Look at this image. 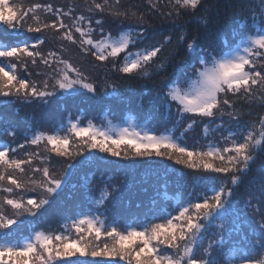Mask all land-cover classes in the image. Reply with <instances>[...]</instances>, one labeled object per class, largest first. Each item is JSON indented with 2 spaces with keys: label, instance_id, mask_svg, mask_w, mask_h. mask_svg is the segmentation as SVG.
Masks as SVG:
<instances>
[{
  "label": "snow or ice",
  "instance_id": "6c2138e0",
  "mask_svg": "<svg viewBox=\"0 0 264 264\" xmlns=\"http://www.w3.org/2000/svg\"><path fill=\"white\" fill-rule=\"evenodd\" d=\"M119 2L115 0V5ZM168 2L172 11L167 15L171 17L173 12L179 16L182 10L195 13L202 0ZM152 7L157 5L153 3ZM256 9L250 17L240 18L239 13L235 14L238 24L249 31L232 46L225 40L221 50L208 45L201 51L197 38L189 40L187 33L177 37V47H186V55L193 61L181 65L177 77L166 85L163 107L168 119L174 120L172 128L165 127L157 133L147 127L138 129L131 122L119 126L109 120L97 125L89 119L82 124L78 116L69 117L52 134L32 133L26 138L27 143L44 144L45 152L69 161L59 174L49 166L51 155L29 152L25 153L26 159L17 158L16 148L0 142V264H250L251 257L245 252L256 246L264 250V179L246 187L243 207H236L232 197L251 170L257 153L264 152V116L244 127L239 120L240 111L235 107V100L264 107V71L253 70L257 64L264 69L261 59L264 58V0H259ZM87 11L144 20V15L135 11L115 10L110 0L102 3L93 0ZM40 12L50 13L54 19L45 22ZM71 13L72 9H54L51 4L34 3L24 8L0 0V28L16 37L25 28L28 33L55 30L58 39L78 45L83 54L102 63L110 62L115 71L138 78L151 79L166 72L176 54L173 50L167 56H159L166 45L173 43L171 37L132 51L145 39V29L128 28L112 35L105 33L102 19H95L94 27L91 16L78 15L70 25L65 23L64 17H70ZM30 15L32 23L28 22ZM197 23L207 26L208 18H199ZM96 31L102 33L98 39L93 35ZM45 43L43 36L31 42L18 39L12 43L0 35V97L46 104L58 91L67 97L95 94L97 85L80 67L56 51L45 54L40 50ZM41 64L50 69L43 74L42 81L30 80L22 74L31 75L29 65ZM189 66L190 76L186 71ZM108 88L112 89L111 93L106 91ZM101 91L115 96L117 85L105 82ZM225 116L229 117L227 121L223 120ZM198 123L203 124L207 143L197 147V141L189 146L185 137ZM0 124L3 134L15 135L14 122L0 121ZM174 131H179V135ZM218 132L222 133L221 142L216 141ZM93 150L124 159L158 157L174 161L198 174L191 179L194 186L199 182L200 192H194L186 202L174 203L175 215L166 206L143 219L135 217L122 223L107 215L106 202L117 190L112 183L115 177L108 176L98 195L90 197L87 210L69 217L60 231L35 227L43 221L44 210L53 202L52 198L68 185V177L77 167L71 161L81 157L80 164H90L95 159ZM35 160L39 161L38 165H34ZM87 183L90 185L91 180ZM28 193H36L37 197L26 198ZM6 206H10L11 214ZM25 215L33 218L32 230L27 236L12 239L9 230L18 221L23 224L20 217ZM234 236L239 239L234 240ZM85 255L102 259L89 262L78 258ZM252 264H264V259Z\"/></svg>",
  "mask_w": 264,
  "mask_h": 264
},
{
  "label": "trees",
  "instance_id": "16d2710c",
  "mask_svg": "<svg viewBox=\"0 0 264 264\" xmlns=\"http://www.w3.org/2000/svg\"><path fill=\"white\" fill-rule=\"evenodd\" d=\"M18 1L24 8L34 3H41L51 4L54 9L59 8L63 11L72 9L71 16L64 17L65 23L69 25L72 23V19L78 15L91 16L94 27L95 19H102L105 33L110 32L112 35L128 28L137 31L145 29V39L138 43L136 48L130 49L132 51L137 48L157 45L162 43L165 37H171L173 43L166 45L159 56H167L173 50L176 52L169 61L166 72L154 75L151 79L138 78L115 71L110 62L102 63L90 55L83 54L78 45L58 39L59 33L55 30L28 33L25 28L20 30L19 37L3 32L4 38L12 43L18 39L31 42L35 37L43 36L46 39V43L40 47L43 53L47 54L49 51L60 53L64 58L80 67L85 75L97 85L95 94L85 93L67 97L62 96L58 91L57 95L50 98L46 104L32 100L24 101L16 97H0V99L8 101L3 107L0 106V121H12L17 127L16 134L11 139L12 147L16 148L15 156L26 159L25 153L29 152L51 155L49 166L57 174L63 171L69 161L45 152L44 144L36 146L27 143L26 138L36 131L52 134L54 129L65 124L69 117L75 119L78 116L81 117V123H86L90 119L97 125H104L106 116L120 119L126 118L128 114H133L137 119L142 120V123L151 125L156 131L164 130L165 127L172 128L174 120L168 119L163 107L166 103L164 96L166 85L177 77V70L181 65L185 62L190 65L193 61L191 56L186 55V47H177V37L181 33H187L189 40L196 37L202 46L201 51L208 45L219 48L224 45L225 40L227 43L234 42L239 36L249 31L248 28H242L238 24L235 14L239 13L240 18L250 17L252 11H258L256 5L259 2V0H202L195 13L182 10L179 16L173 12V15L169 17L167 13L172 11V8L168 0H152V3H149V0H120L119 5H115V0H110L115 10L135 11L138 15L143 14L144 20L141 21L137 18L114 17L108 13H89L87 9L93 6V0ZM96 2L102 3L103 0H96ZM153 3L157 5L159 11L152 7ZM39 15L45 22H51L54 19L50 13L40 12ZM205 16L208 18L207 26L197 23V19ZM28 22L32 23L31 15ZM247 23L250 27L252 22L249 19ZM93 35L98 39L102 33L96 31ZM76 36L78 37V34ZM61 46L64 49L63 52H61ZM121 55L123 56V54ZM261 59L264 60V58ZM253 70L264 71L260 67ZM49 71L50 69L42 64L37 67L29 65V72L32 74H22L30 80L40 82L45 79L43 74ZM186 71L190 76L191 67L189 66ZM36 73L42 74L37 75ZM105 82L117 85V95H108L101 91ZM106 91L111 93L112 89L108 88ZM235 107L240 111L239 120L244 127H247L249 122L264 116V107L256 104L249 105L244 100H235ZM171 111L173 113L176 111L174 104L171 106ZM228 119L227 116L223 117L225 121ZM187 122L185 120V126ZM219 123L218 120L217 124ZM2 127L3 125L0 124V135L3 134ZM202 129L203 124L198 123L193 131L187 133L185 139L189 146L196 144L197 141H199L196 144L197 147L207 143V140L203 138ZM174 134L179 135V131H174ZM221 134L220 132L216 134L217 142H221ZM223 134L226 135V133ZM21 144L25 146L20 148ZM93 152L95 159L90 164H80L81 157H76L71 161V163L77 164V167L68 177V185L59 195L52 198L53 202L44 210L43 221L35 227L46 230L50 227L54 231H60L62 224L69 217H75L81 210H87L90 197L98 195L108 176L115 177L112 183L117 186V190L106 202L107 215L110 218L119 219L122 223L135 217L143 219L166 206L175 215V211H172L174 203L186 202L194 192H200L199 182L197 181L194 186L191 179L198 174L182 165L175 164L174 161H165L166 159L158 157L124 159L111 157L98 150H93ZM11 155L12 153H10ZM33 163L38 165L39 161L35 160ZM25 167L27 168V165ZM89 179L91 180L90 185L87 183ZM262 179H264V152H259L256 161L251 165V170L243 178V182L232 197L236 207H243L246 187L250 184H258ZM36 197V193H28L26 196V198ZM6 211L11 214L10 206H6ZM259 218V216H255L256 220ZM32 219L27 215L21 216L20 221H24V223L20 224L18 221L17 224L12 225L9 230L12 233L11 238L20 239L29 235L32 230L30 224ZM210 231H215V229ZM233 239L237 240L239 237L234 236ZM206 244L207 240H205V246ZM245 255L251 257L250 264H252L255 260L264 259V250L256 246L248 249ZM78 258L89 262L101 259L100 257L93 258L90 255Z\"/></svg>",
  "mask_w": 264,
  "mask_h": 264
},
{
  "label": "rangeland",
  "instance_id": "374dc122",
  "mask_svg": "<svg viewBox=\"0 0 264 264\" xmlns=\"http://www.w3.org/2000/svg\"><path fill=\"white\" fill-rule=\"evenodd\" d=\"M12 3H15V4H20L19 3V1L18 0H16V2H12ZM4 28H6V26H3ZM260 67V65L259 64H257V68H259ZM129 122H131L134 126H136L138 129H142V128H145V127H143V126H141V125H138V123L135 121V120H133L132 118H130L126 123H124V124H115V123H113L114 125H119V126H126ZM165 161H167V159L165 160ZM102 259V258H101ZM103 259H107V258H103ZM116 259H118V258H116Z\"/></svg>",
  "mask_w": 264,
  "mask_h": 264
}]
</instances>
